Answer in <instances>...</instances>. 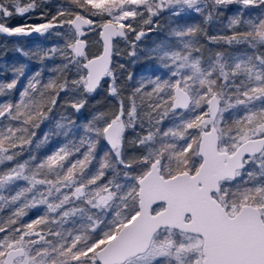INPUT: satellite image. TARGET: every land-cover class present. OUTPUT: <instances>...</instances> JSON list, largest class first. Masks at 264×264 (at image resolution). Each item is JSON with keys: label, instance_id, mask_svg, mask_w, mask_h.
<instances>
[{"label": "snow or ice", "instance_id": "obj_1", "mask_svg": "<svg viewBox=\"0 0 264 264\" xmlns=\"http://www.w3.org/2000/svg\"><path fill=\"white\" fill-rule=\"evenodd\" d=\"M0 264H264V0H0Z\"/></svg>", "mask_w": 264, "mask_h": 264}, {"label": "trees", "instance_id": "obj_2", "mask_svg": "<svg viewBox=\"0 0 264 264\" xmlns=\"http://www.w3.org/2000/svg\"><path fill=\"white\" fill-rule=\"evenodd\" d=\"M15 23H23L22 20H19L17 19L15 21ZM162 38V34L160 35H157L156 33H153L150 35V37H148L146 40H145V44L148 46V47H151L153 46V42L154 41H158L159 39ZM37 38L35 36L31 37V38H28L27 40V43L29 44H35L37 43ZM100 50V46L99 45H96V48H93L91 49V54H98ZM33 67H35V65H33ZM153 67V62L152 61H148V60H145L143 63L137 65V67L135 69H133L134 71H144L146 69H149V68H152ZM103 94H101L100 96H97L95 97V99L93 101H91V103L95 104L96 101H103ZM42 129H43V126H42ZM56 143V141H53V145L49 146V147H52L54 146ZM6 214V213H5ZM35 211L31 212L29 214V217H26L25 219H29V218H35Z\"/></svg>", "mask_w": 264, "mask_h": 264}, {"label": "rangeland", "instance_id": "obj_3", "mask_svg": "<svg viewBox=\"0 0 264 264\" xmlns=\"http://www.w3.org/2000/svg\"><path fill=\"white\" fill-rule=\"evenodd\" d=\"M145 47H148V46L145 44ZM93 48H96V45H94ZM99 51H100V50H99Z\"/></svg>", "mask_w": 264, "mask_h": 264}]
</instances>
